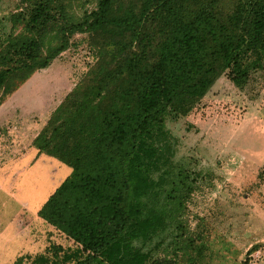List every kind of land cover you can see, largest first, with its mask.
Segmentation results:
<instances>
[{
  "label": "trees",
  "instance_id": "obj_1",
  "mask_svg": "<svg viewBox=\"0 0 264 264\" xmlns=\"http://www.w3.org/2000/svg\"><path fill=\"white\" fill-rule=\"evenodd\" d=\"M19 2L21 28L0 37V104L76 34L95 57L31 143L71 169L38 215L77 245L52 244L35 264H172L154 240L175 198L165 120L187 115L226 70L240 73L245 45L264 55V0Z\"/></svg>",
  "mask_w": 264,
  "mask_h": 264
},
{
  "label": "rangeland",
  "instance_id": "obj_2",
  "mask_svg": "<svg viewBox=\"0 0 264 264\" xmlns=\"http://www.w3.org/2000/svg\"><path fill=\"white\" fill-rule=\"evenodd\" d=\"M20 7L0 0L2 39L21 28L12 21ZM94 62L87 34H76L0 104V264H35L52 244L77 249L38 215L71 169L31 143ZM237 62L240 73L226 70L187 115L165 120L175 198L154 240L172 264H264V55L245 45Z\"/></svg>",
  "mask_w": 264,
  "mask_h": 264
},
{
  "label": "crops",
  "instance_id": "obj_3",
  "mask_svg": "<svg viewBox=\"0 0 264 264\" xmlns=\"http://www.w3.org/2000/svg\"><path fill=\"white\" fill-rule=\"evenodd\" d=\"M39 156V155H38Z\"/></svg>",
  "mask_w": 264,
  "mask_h": 264
}]
</instances>
